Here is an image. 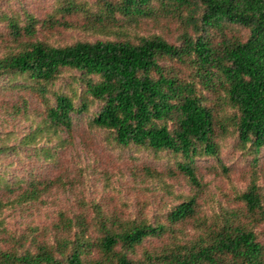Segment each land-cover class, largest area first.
I'll return each mask as SVG.
<instances>
[{"label":"trees","instance_id":"trees-1","mask_svg":"<svg viewBox=\"0 0 264 264\" xmlns=\"http://www.w3.org/2000/svg\"><path fill=\"white\" fill-rule=\"evenodd\" d=\"M58 10L79 18L88 37L56 43L62 23L52 17L41 22L49 35L40 41L32 15L23 25L0 17L10 34L0 36V91L28 92L43 110L26 98L10 106L36 127L14 146L12 133L0 134V218L42 206L56 189V178L34 170L9 182L8 152L45 143L48 133L72 137L83 115L111 148L130 153L134 180L159 183L167 196L151 210L152 199L129 201L105 176L117 199L83 200L58 211L48 230L14 233L0 247V264H264V0H67ZM227 140L248 167L247 185L232 193L235 205L205 217L198 161L213 160L228 178ZM34 152L53 158L49 147ZM149 161L163 162L162 171ZM165 177H181L188 192Z\"/></svg>","mask_w":264,"mask_h":264},{"label":"rangeland","instance_id":"rangeland-1","mask_svg":"<svg viewBox=\"0 0 264 264\" xmlns=\"http://www.w3.org/2000/svg\"><path fill=\"white\" fill-rule=\"evenodd\" d=\"M65 1L67 0H0V17L2 15L15 17L23 25L24 14L32 15L39 22L36 38L40 41L49 35L48 30L41 26V22L52 17L62 23L61 26H56L54 29L55 32L60 33L55 34L54 41L56 43L70 44L74 40L87 38L88 36L79 30V26H76L83 23L79 18L66 16L59 12L58 9ZM74 1L79 3L83 0ZM87 1L92 3L94 0ZM151 31L159 32L157 29ZM0 36L10 39L7 22L4 20H0ZM169 41H173V39L170 38ZM3 52L4 45L0 41V57ZM24 98L30 104L31 110L43 111L38 105V101L28 92L0 91V134L12 133L14 135L15 138L8 142L10 146H14L20 137L30 133L36 127L35 123H31L32 115L26 118L24 115H20V112L15 113L10 109L12 103L15 104ZM96 108L95 106L93 111H96ZM36 120L38 121V118ZM45 136L44 139H47L45 143L39 139V144L29 147L18 146L17 150H11L3 159L4 163L10 164L8 167L9 176H7L9 182L16 183L17 179L14 178V175H17L19 179L26 180L34 170L44 178L50 180L56 178V189L44 196L42 206L24 205L18 207L17 210L3 214L0 218V221L3 222L0 230L5 231V236L0 240V247L5 241H9L14 233L29 234V229L33 225L48 230L58 211L76 208L83 200H95L105 204L110 201L107 198L108 195L117 199L118 197L112 196L113 192H106L105 176L126 199L131 198L129 201H133L135 197L141 200L152 199L151 210L157 206V200L167 196L159 183L144 185L139 180H134L131 174V170L134 168L128 159L130 153H120L111 148L104 141L101 132L90 129L85 115L75 119L72 137L62 134V139L57 141L49 133ZM35 147H49L53 150V158H47L45 155L36 156ZM232 149L233 141L227 140L221 153L222 162L229 168L228 178L222 176L220 168L214 164L213 160L198 161L206 194L200 200L201 215L205 217L217 213L221 206L235 205L232 193L244 189L247 185L248 167L241 162L238 155L230 154ZM148 165H156L158 171H162L163 162L155 164L149 161ZM214 166H216L215 169ZM258 170V184L264 190V152L259 158ZM164 179L166 185L171 186L176 192H188L186 182L181 177H165ZM15 187L18 185L16 184ZM2 194L3 192H1L0 198L5 195Z\"/></svg>","mask_w":264,"mask_h":264}]
</instances>
